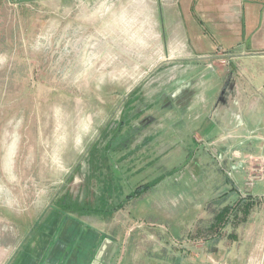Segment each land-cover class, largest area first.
Listing matches in <instances>:
<instances>
[{
	"label": "rangeland",
	"instance_id": "rangeland-1",
	"mask_svg": "<svg viewBox=\"0 0 264 264\" xmlns=\"http://www.w3.org/2000/svg\"><path fill=\"white\" fill-rule=\"evenodd\" d=\"M81 9L73 0H0V239L4 231L18 242L22 224L55 204L120 233L121 264H199V254L210 264L217 243H190L197 230L184 207L209 187L238 195L244 183L218 172V181L196 185V198L182 170L191 151L155 146L147 102L132 103L144 87L96 84L105 81L100 71L78 54ZM235 199L214 200L208 211Z\"/></svg>",
	"mask_w": 264,
	"mask_h": 264
},
{
	"label": "crops",
	"instance_id": "crops-1",
	"mask_svg": "<svg viewBox=\"0 0 264 264\" xmlns=\"http://www.w3.org/2000/svg\"><path fill=\"white\" fill-rule=\"evenodd\" d=\"M73 1L82 5L78 54L84 60L89 55L90 69L105 80L96 84L144 87L132 102H147L155 146L169 150L180 144L191 151L182 170L194 182L196 198L202 195L196 185L218 181V172L238 186L244 183L238 195L209 187L206 197L184 207L185 216L192 214L188 225L197 230L190 243H217L210 264H264V177L246 185L253 167L264 168V0ZM232 198L209 213L214 200ZM247 204L252 208L244 216ZM227 207L225 223L212 228L215 215ZM42 213L32 225L22 224L23 237L14 244L2 232L0 264H121L120 233L109 236L103 224L90 225L55 204ZM206 219L210 227H197ZM228 229L234 233L226 238ZM195 261L205 259L199 254Z\"/></svg>",
	"mask_w": 264,
	"mask_h": 264
},
{
	"label": "built area",
	"instance_id": "built-area-1",
	"mask_svg": "<svg viewBox=\"0 0 264 264\" xmlns=\"http://www.w3.org/2000/svg\"><path fill=\"white\" fill-rule=\"evenodd\" d=\"M221 62L224 65L229 64V60L225 58L224 52H220ZM264 177V168L263 167H253L248 174L246 185L252 187L256 181L261 180Z\"/></svg>",
	"mask_w": 264,
	"mask_h": 264
},
{
	"label": "trees",
	"instance_id": "trees-1",
	"mask_svg": "<svg viewBox=\"0 0 264 264\" xmlns=\"http://www.w3.org/2000/svg\"><path fill=\"white\" fill-rule=\"evenodd\" d=\"M133 103V102H132ZM252 208L251 205L247 204L244 206L243 210H244V216H247L250 212V209ZM230 212V208H224L223 210H221L219 213H217L214 217V224L212 226V228H218L219 226H221L222 224L225 223V218L227 217L228 213Z\"/></svg>",
	"mask_w": 264,
	"mask_h": 264
}]
</instances>
